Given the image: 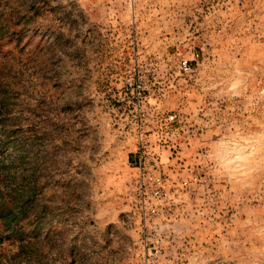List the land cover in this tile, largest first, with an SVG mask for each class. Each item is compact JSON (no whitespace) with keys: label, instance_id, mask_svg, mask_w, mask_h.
<instances>
[{"label":"rangeland","instance_id":"1","mask_svg":"<svg viewBox=\"0 0 264 264\" xmlns=\"http://www.w3.org/2000/svg\"><path fill=\"white\" fill-rule=\"evenodd\" d=\"M0 264H264V0H0Z\"/></svg>","mask_w":264,"mask_h":264},{"label":"trees","instance_id":"2","mask_svg":"<svg viewBox=\"0 0 264 264\" xmlns=\"http://www.w3.org/2000/svg\"><path fill=\"white\" fill-rule=\"evenodd\" d=\"M6 217H8L10 219L6 223V228L4 229V231L10 232L11 236H13L14 239H17V241L19 243H21L22 248H28L29 246L33 247V245H35V242L34 243L31 242V239L24 242L23 235L21 234L22 233V227L19 226L20 222L29 221V219L24 218L27 216H6ZM30 218L32 219L31 223L36 224V227H34L33 234L37 235L38 233H40L42 231L41 230L42 227H46V225L41 224L40 223L41 219L38 218L37 216H31ZM38 224H41L40 227L38 226ZM12 225H13V228H11ZM56 227L57 226H52L51 224H48V226L45 230L46 237L49 238V236L52 235V237L55 238L54 240H60V248H64V247H66L67 244H65L61 229H56ZM71 245H73V244H71ZM83 246H85V245L83 244Z\"/></svg>","mask_w":264,"mask_h":264},{"label":"built area","instance_id":"3","mask_svg":"<svg viewBox=\"0 0 264 264\" xmlns=\"http://www.w3.org/2000/svg\"><path fill=\"white\" fill-rule=\"evenodd\" d=\"M189 62L187 60H183L182 62H180V69L183 72H188L189 71ZM138 89V88H137ZM170 119H173V117H171Z\"/></svg>","mask_w":264,"mask_h":264}]
</instances>
